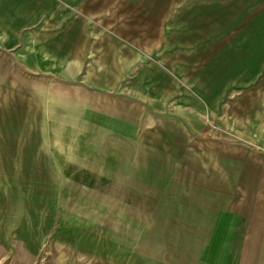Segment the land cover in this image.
Returning <instances> with one entry per match:
<instances>
[{"label":"crops","instance_id":"1","mask_svg":"<svg viewBox=\"0 0 264 264\" xmlns=\"http://www.w3.org/2000/svg\"><path fill=\"white\" fill-rule=\"evenodd\" d=\"M159 2L0 0L2 86L6 53L20 76L35 81L34 110L43 111L41 124L57 136L50 148L55 161L71 158L73 148L82 157L92 150L103 159V172L113 174L114 204L125 207L114 218L122 236L140 238L144 251L131 253L144 254L145 264H264V101L254 109L257 118L214 120L203 118L205 107L192 97L264 94V0H178L174 9L169 0ZM187 119L196 141L213 143L208 153L195 146L194 161L210 158L216 169L213 181L197 182L196 191H226L214 202L203 200L219 208L196 214L193 226L206 223L194 228H187L179 199L166 208V182L154 183L155 173L184 170L178 164L186 156ZM171 125L181 130L174 133ZM64 136L72 147L59 145ZM219 138H226L220 148ZM243 143L261 144L256 167L218 161L232 157L223 153L231 144L246 148L249 161ZM154 190L162 195L155 199ZM155 221L168 223L161 238L176 239L161 242L156 257ZM46 249L56 264H92L81 248L54 242Z\"/></svg>","mask_w":264,"mask_h":264},{"label":"rangeland","instance_id":"2","mask_svg":"<svg viewBox=\"0 0 264 264\" xmlns=\"http://www.w3.org/2000/svg\"><path fill=\"white\" fill-rule=\"evenodd\" d=\"M159 1L161 0H155V3ZM169 1L174 9L178 0ZM20 75L16 65L5 53V86H2L3 80L0 79V264H56L55 255L46 249L54 242L57 246L67 244L74 250L84 249V260L89 258L92 264H145L144 254L131 253L132 250L144 251L143 244L139 243L140 238L137 242L136 239L122 236L119 218H114V215L118 214L117 211L125 207L114 204V194L117 191L113 186V174L103 172V159H99L97 152L92 150L88 157H82L80 154L83 152L80 149L71 148V158L58 159L60 164L55 161L50 148L57 136L49 133V126L41 124L44 122L43 111L34 110L35 81L33 77ZM37 84L42 88L46 86L43 82ZM192 97L193 100L201 101L205 107L203 118L211 117L214 120L242 115H246V118L248 115L257 118V103L264 101V94L257 93H206L194 94ZM186 121L185 142L182 141L186 156L178 164L184 170L175 175L155 173L154 183L156 186L166 182L167 187L162 191L164 201L167 200L166 208H176L177 206L171 204L179 199L181 208L186 210V219L189 220L186 222L187 228L191 225L194 228L206 223L195 222L193 226L192 220L196 214L205 216L213 209L219 208L216 203L211 204L203 200L214 202L213 199L221 198L226 191H196L197 182L213 181L210 178L215 175L216 169L210 168V158L201 157L194 161L195 146L200 145L199 149L208 153L213 143L202 141L201 144L196 141L192 119L191 122L188 119ZM170 127L175 130L174 133L178 129L181 130V127L174 125ZM162 130L161 126L156 129L159 133ZM57 141L59 145L71 146L65 136L59 137ZM218 141L220 148L226 138H219ZM243 144L249 146V161L246 162V148L232 144L226 149L223 147V150H227L223 153L231 154L232 157L218 158V161L228 160L230 164L235 165L242 162L249 165V168L256 167L258 158L255 152H258V146L261 144ZM63 149L66 153V148ZM199 161L206 164L201 167L195 164V168L194 162ZM69 169L73 172L62 171ZM106 175L111 176L108 182L102 179ZM162 193L154 190V198L160 197ZM195 193H200L202 200H196ZM196 202L198 203L195 204ZM155 220L161 219L155 217ZM121 224L123 226L125 223ZM166 224V221L154 222L155 257L161 242L168 245L172 240L176 241L175 238H161L163 235L160 231L166 229ZM191 242L192 239H186L188 245ZM80 256L81 254L78 258Z\"/></svg>","mask_w":264,"mask_h":264}]
</instances>
